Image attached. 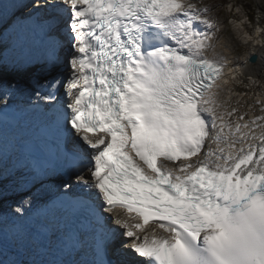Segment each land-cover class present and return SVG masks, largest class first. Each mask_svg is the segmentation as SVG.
Wrapping results in <instances>:
<instances>
[{"label": "snow or ice", "instance_id": "1", "mask_svg": "<svg viewBox=\"0 0 264 264\" xmlns=\"http://www.w3.org/2000/svg\"><path fill=\"white\" fill-rule=\"evenodd\" d=\"M6 5L0 2V24ZM35 7L56 13L36 25L45 54L35 63L46 74L64 64L60 32L71 44V71L41 83L29 72L35 63L0 57V180L5 114L15 93L31 99L28 85L35 86L32 107L49 115L58 158L76 176L62 178V201L38 214L67 204L82 219L55 233L17 228L6 251L0 214V264H44L23 257L52 242L69 257L55 264H141L138 257L143 264H264V116L241 124L244 114L220 100L226 57L211 42V8L186 0H45ZM38 18L29 16L33 24ZM209 141L215 148L203 152ZM11 150L34 180L54 167L30 147ZM31 204L26 199L15 214L26 216ZM117 207L142 223L129 225ZM150 222L151 239L133 230ZM157 230L168 235L158 238Z\"/></svg>", "mask_w": 264, "mask_h": 264}, {"label": "bare ground", "instance_id": "2", "mask_svg": "<svg viewBox=\"0 0 264 264\" xmlns=\"http://www.w3.org/2000/svg\"><path fill=\"white\" fill-rule=\"evenodd\" d=\"M4 23H5V29H7L8 24L6 22V16H4L3 23L0 24V30L3 27ZM10 24H11L10 28H11L12 33H17L18 35L21 36L22 30H20L19 26L14 25V20H12V22ZM258 30L256 32H254L252 41H250L247 38H242L240 41L241 43L249 44V48H248L249 55L256 57V61H255L256 63L251 64L249 60H248V63L246 62V60H239L236 57L235 53H233V51H232L229 38L223 42L225 47L222 49H220L214 45L215 46V52L226 57V67L223 71V77L219 81V83L224 88V91H222L220 93V100L225 101V102H229V100L232 99V97H236V93H237L236 91L237 90L235 91L234 89H235V86L237 84H240V85H245L247 87L256 88V91L258 92L256 95L259 98L256 99L255 103L257 101H260L261 104H264V96H263L264 93L260 94V91L257 89L258 85H259L257 83L258 82L257 80L259 79V76H261V72L263 71L262 68H264V42H263L264 41V34L262 32L259 33L260 30L259 31ZM4 37L3 36L1 37V33H0V57H2L6 62L17 61L18 56H20L22 54L24 55V50L21 49L20 45H18V46L16 45V43L18 41L15 42V46L12 44L10 45V42H8L10 37L9 38H6V37L4 38ZM68 50H70V47ZM26 52H27V55L33 59H36L38 56V54L32 53V51L29 48L26 49ZM64 52L65 51H62L61 53H64ZM208 54L211 55L212 53H208ZM16 57H17V60L15 59ZM19 61H27V60L25 58H22ZM57 70H58V74L62 73L66 77L71 71L67 60L64 59V64L61 65ZM35 73L37 74V77L41 81V83L44 80H46L43 78L42 74H40L38 72H35ZM224 81H228V83L225 84ZM21 83H24L23 79H21ZM248 91H249V89H248ZM22 93H23L22 91L15 93L14 97L12 99V102ZM262 96H263V98H261ZM242 99H243V97H242ZM262 99H263V101H262ZM238 113L244 114V120L239 121L241 124L249 121L250 119L254 118L255 116H264V111H263V113H259L257 111H255V112L253 111L250 113H247L246 111L245 112L240 111ZM232 119L235 121L236 117L234 116ZM242 131H247V129H243ZM257 131H259V130H257ZM77 139H79V138H77ZM81 143L83 144L84 142L81 141ZM209 145L212 148H215V145L211 144V141H209L205 145V147L202 149V151L207 152ZM239 146L240 145H237L236 147L239 148ZM192 159L195 160L196 157H193ZM178 163L179 162H177V164ZM169 166H174V165L170 164ZM7 170L8 169L6 167H4V169H3L4 179L0 180V191L3 192V195L0 196V197H2L0 199V214L5 216V220H6V216L8 218L11 215H13V216L17 215V214H15L14 209L17 206L23 204V202L26 200V196H21L23 199H20L19 196L15 193V191H18L19 187L23 186L26 182L22 178H19L18 174H15L13 176V178L7 176ZM5 202H7V203H5ZM6 204H9V205H6ZM10 205H13V206L11 207ZM130 221H131V219L128 220V222H130ZM6 224L9 225L7 222H6ZM152 228L153 227H149L147 229H144L142 233H137V235L143 237L145 234H147L149 239H151L152 235H153ZM8 230L12 231L11 228H8ZM157 236H158V238L160 236H163L162 231L157 230ZM5 243H6V241H5ZM30 256H31V258L36 260V256L34 254H31ZM24 259L27 260V258L25 256H24Z\"/></svg>", "mask_w": 264, "mask_h": 264}, {"label": "rangeland", "instance_id": "3", "mask_svg": "<svg viewBox=\"0 0 264 264\" xmlns=\"http://www.w3.org/2000/svg\"><path fill=\"white\" fill-rule=\"evenodd\" d=\"M187 2L196 3L200 7L208 5L211 8L208 17L213 20L214 31L216 32L211 42L222 49L225 47L223 42L229 38L232 51L236 57L239 60H246L248 63L251 57L248 51L249 44L240 41L242 38L249 39L248 37H252L249 39L252 41L254 32L258 29L260 30L259 33L264 34V0H187ZM251 10L253 15L252 19H249L247 13ZM262 70L263 73L261 72V76L257 80V83L260 84L257 88L260 94L264 93V68ZM234 90H237V93L236 97H232L228 102L230 108L236 107L238 112L259 111V113H263L255 107L257 105L255 101L259 98L256 95L258 93L256 88L237 84ZM257 106L260 107V105Z\"/></svg>", "mask_w": 264, "mask_h": 264}, {"label": "clouds", "instance_id": "4", "mask_svg": "<svg viewBox=\"0 0 264 264\" xmlns=\"http://www.w3.org/2000/svg\"><path fill=\"white\" fill-rule=\"evenodd\" d=\"M170 242H171V238H170ZM199 248H204L205 245L203 242H201L199 245H198ZM201 255H207V253H201Z\"/></svg>", "mask_w": 264, "mask_h": 264}, {"label": "water", "instance_id": "5", "mask_svg": "<svg viewBox=\"0 0 264 264\" xmlns=\"http://www.w3.org/2000/svg\"><path fill=\"white\" fill-rule=\"evenodd\" d=\"M249 61H250V63H255V61H256V57H255V56H251V57L249 58Z\"/></svg>", "mask_w": 264, "mask_h": 264}, {"label": "trees", "instance_id": "6", "mask_svg": "<svg viewBox=\"0 0 264 264\" xmlns=\"http://www.w3.org/2000/svg\"><path fill=\"white\" fill-rule=\"evenodd\" d=\"M252 13H253V12H252V10H251V11H249V13H247V14H248V16H249V17H248L249 19H252V15H253Z\"/></svg>", "mask_w": 264, "mask_h": 264}]
</instances>
